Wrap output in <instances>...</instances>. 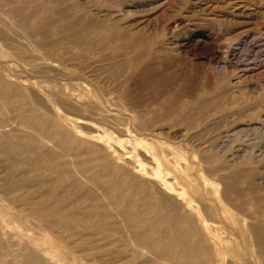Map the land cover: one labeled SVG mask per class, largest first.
<instances>
[{
    "label": "rangeland",
    "instance_id": "obj_1",
    "mask_svg": "<svg viewBox=\"0 0 264 264\" xmlns=\"http://www.w3.org/2000/svg\"><path fill=\"white\" fill-rule=\"evenodd\" d=\"M0 264H264V0H0Z\"/></svg>",
    "mask_w": 264,
    "mask_h": 264
},
{
    "label": "bare ground",
    "instance_id": "obj_2",
    "mask_svg": "<svg viewBox=\"0 0 264 264\" xmlns=\"http://www.w3.org/2000/svg\"><path fill=\"white\" fill-rule=\"evenodd\" d=\"M215 55V54H214ZM69 121L72 123V124H75L76 126L77 125H79L80 124V122L81 123H84L85 121H82V120H79V119H73V118H69ZM106 143H108V142H106ZM110 143V142H109ZM113 143V142H112ZM115 145V144H114ZM108 146V145H107ZM114 148V147H113ZM111 149V148H110ZM117 149V148H116ZM116 153H117V150H116ZM172 160V159H171ZM174 164H175V167H176V165H177V163L176 162H174ZM178 166V165H177ZM176 169V168H175ZM178 170V169H177ZM166 171V170H165ZM179 172V171H178ZM161 173V172H160ZM159 173V169H158V167H157V170H153L152 171V178H154V180H155V184H156V186L158 187V188H160V189H164V190H166V191H169V190H174L175 192H177V193H179V194H183L182 193V191H177V189L174 187V183L173 182H170L168 179H167V177H165V176H162L163 174L161 173L160 174ZM176 174H177V172H176ZM183 177V176H182ZM179 181V180H178ZM177 183V182H176ZM180 183V182H179ZM187 183V182H186ZM184 181H182V184L183 185H185L186 184ZM184 188V187H183ZM182 188V189H183ZM181 189V190H182ZM184 196V195H183ZM185 197V196H184ZM186 198V197H185ZM189 203H190V201H188ZM207 209H208V207H207ZM205 211V210H204ZM209 221V220H208ZM206 222V221H205ZM210 222V221H209ZM217 222L216 221H211L210 222V225L212 226V227H214L215 229H217Z\"/></svg>",
    "mask_w": 264,
    "mask_h": 264
}]
</instances>
